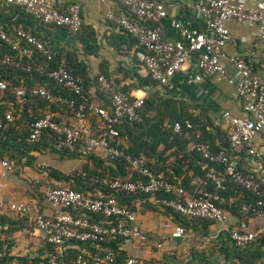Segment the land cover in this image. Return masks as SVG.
Here are the masks:
<instances>
[{"label": "built area", "instance_id": "2783aa9c", "mask_svg": "<svg viewBox=\"0 0 264 264\" xmlns=\"http://www.w3.org/2000/svg\"><path fill=\"white\" fill-rule=\"evenodd\" d=\"M7 5L22 9L42 25L62 27L75 35L81 29L80 7L70 5L66 12L55 7L54 0H4ZM195 17L203 25V31L193 33L177 22H172L178 39L167 40L161 29V22L166 16L164 5L156 0H125L122 13L107 14V19L115 28L131 37L134 41L132 56L142 65L150 79L159 85H168L174 76L195 57V73L189 75L188 81L203 82L213 76L226 78L227 83L235 90L237 98L246 113L245 118L230 117L227 140L229 151H213L209 145L196 143L192 150L209 166L204 178L197 184L204 191L186 192L181 186L169 181L163 174L153 173L147 165L144 155L132 157L120 149L121 143L116 140L119 132L115 128L122 122L132 123L140 119L144 98H131L118 89L111 81L101 76L99 88L108 102V109L94 103L83 90L82 81L76 78L71 70L59 65L49 68L54 56V47L50 41L42 40L35 34L22 28L7 31L0 22V42L7 45L17 54L16 67L25 72L45 74L57 86L72 92L79 100L54 96L40 85L31 88H20L15 91L21 100L28 96L38 97L60 108L59 120L50 113L33 122L29 129L27 142H35L45 136H53L57 150L66 149L80 157L99 154L105 160L124 158L129 164V178L111 179L105 177L101 183L114 192L149 196L151 202L159 208L169 210L182 217L203 219L214 223H224L227 213L224 210L225 199L222 195L229 184L240 190L253 194L255 204L241 203L239 212L249 217L262 220L260 227L249 231L246 222L229 231V240L234 248L244 249L258 238L264 236V152L251 147L253 137L264 131V79L243 58L232 55L228 62L236 74L230 77L221 64L226 58L223 48L230 40L226 23L234 21L248 27H256V38L264 42V2L243 0H200L193 7ZM39 54L44 63L34 61V54ZM1 65H12L11 56L0 55ZM11 84L0 81V97ZM15 108L8 104L3 123H11ZM98 123L97 134L91 121ZM174 133L181 131L180 124L168 125ZM190 129L189 123L185 124ZM113 140V141H112ZM245 149L248 155L259 162L256 170H244L238 159L230 151ZM13 171V164L0 162V179ZM135 177L133 181L131 178ZM131 179V180H130ZM196 183V182H195ZM212 186L214 191H209ZM45 203L56 211L55 214H44L31 203L11 202L0 199V209L16 216L32 215V225L38 233L42 245L54 246L61 254L66 247L74 244L79 251L72 264H112L115 253L107 245L122 238L127 242H138L144 245L148 238L155 241L157 249L162 244L156 241L155 235L146 236L136 226L137 214L142 208L130 209L119 203L115 194L99 193L93 197L64 186L46 188L43 192ZM230 203L233 202L231 198ZM100 220H93V216ZM166 229L167 226L165 225ZM186 230L182 225H174L169 232L173 240L183 239ZM93 249L94 255L89 251ZM140 258L131 256L125 264H139ZM14 264H32V259L18 261ZM39 264H65L56 257L50 256Z\"/></svg>", "mask_w": 264, "mask_h": 264}, {"label": "crops", "instance_id": "0c3cea01", "mask_svg": "<svg viewBox=\"0 0 264 264\" xmlns=\"http://www.w3.org/2000/svg\"><path fill=\"white\" fill-rule=\"evenodd\" d=\"M54 1L55 7L61 12H66L70 5H79L81 29L77 35H71L62 27L39 24L22 9L7 5L4 0H0V22L5 25L7 31L22 28L42 40L50 41L54 52L67 64L79 67V75H84L87 80H91L90 82L93 83L98 76H105L131 98L145 100L154 97L158 101L173 99L179 113L197 116L202 121H211L221 133L227 134L229 128V120L223 117L225 112H228L230 117H247L234 88L227 83L226 78L213 76L200 83L188 81L189 75L195 73V57H192L168 85L154 86L146 69L132 56V38L118 31L107 19L109 12L117 15L122 13L125 0ZM156 1L161 2L166 11L161 29L167 40L178 39L172 22L179 23L193 33L203 31L202 23L193 12V7L200 0ZM243 1L247 4L264 2ZM226 26L230 40L223 48L226 58L221 59L225 71L230 77L235 76L236 71L227 57L237 55L250 63L253 70L264 79V42L257 40L256 27H248L234 21L227 22ZM92 83L91 85L89 83L87 90L92 101L97 104L99 100L96 95L99 91ZM208 130L213 131L210 126ZM192 146L193 143H189L187 149L191 150ZM251 147L258 152H264V131L253 137ZM174 150H164L163 146H159L155 156L150 159L151 164L156 169H161V173L164 171L173 173L174 168L178 169V160L182 159L181 155L173 154ZM230 153L238 159L244 170H256L259 166L258 160L248 155L245 149ZM0 155V162L7 161L13 164V171L0 179V199L31 203L44 214H55L56 211L45 203L42 198L43 192L49 186L61 184L49 179L45 168L70 174L82 167L81 159L62 160L49 150L34 149L18 163L10 160L4 147H0ZM182 163L181 169L185 177L191 178L192 162L183 160ZM140 202L143 203L139 199L131 202L135 209L142 208L137 214L136 226L146 236H157L156 241L162 244V248L157 249L155 241L149 238L142 246H139L138 242H127L122 246L127 256H137L142 261L165 264H229L225 262V254L220 253V249L224 246L231 250L234 248L229 240V231L242 221L236 215L226 210L227 220L224 223H210L205 229L199 225L183 224L171 211L151 205V200L145 206ZM245 222L249 231L258 229L262 224V220L255 217H247ZM177 224H183L187 235L183 239L173 240L169 237V232ZM42 251L43 246L32 225V215L18 217L0 209V264L42 259Z\"/></svg>", "mask_w": 264, "mask_h": 264}, {"label": "trees", "instance_id": "16d2710c", "mask_svg": "<svg viewBox=\"0 0 264 264\" xmlns=\"http://www.w3.org/2000/svg\"><path fill=\"white\" fill-rule=\"evenodd\" d=\"M0 55H8L13 59L12 65L0 64V81L11 84V87H9L4 95L0 97V120L3 119V115L8 104H12L15 108L13 121L9 124L3 123V126L0 129V147L5 148L10 160L14 163H18L34 149H38L40 151L49 150L50 152L58 155L62 160L81 159V169L77 171L75 170L70 174L62 173L53 168H45V172L47 173L49 179H54L55 181L61 183L60 185L49 186L48 188L64 186L84 195H91L93 197H97L96 195L99 193H103L105 195L115 194L119 203L123 206L129 207L130 209H135L134 206L131 205V202L134 199L143 201V203H140L145 206L149 200H151L149 196L140 193L129 195L126 193L114 192L101 183V180L105 177L122 180L129 178L130 167L127 160L124 158L105 160L96 153L90 156L80 157L77 153L70 152L66 149L57 150L54 144L53 136H45L31 143L27 142L29 129L33 122L44 116L46 113L53 114L55 119L59 120V115H61L62 112H60V108L56 105L50 104L38 97L31 98L26 96L19 100L15 94L17 89L23 87L31 88L34 85H40L54 96H61L74 101L79 100V97L74 95L72 92L57 86L54 82L50 81L45 74L35 72L29 73L23 71L20 67H16L17 54L12 52L7 45L1 42ZM33 59L39 64L44 63V59L37 53L34 54ZM59 65H63L65 68L71 70L73 75L82 81L85 95L92 100L87 90L89 83L91 85L92 82H90L91 80H87L84 75H79V67L67 64L61 59V56L54 53L53 59L49 62L48 66L52 69ZM100 77L101 76H98L93 81L99 91L96 95L99 100L97 105L108 109V102L99 88ZM153 84L158 87L165 86L159 85L155 82H153ZM175 105L176 101L173 99H163L160 101L154 97L145 99L143 106L139 111L140 119L138 121L132 123L122 122L115 126L119 132V137L116 140L121 143L120 149L125 155H130L132 157H136L141 154L144 155L147 158L148 168L155 174L161 173L160 171H162L161 169H156L150 162V159L155 156L157 148L159 146H163L164 150L175 149L173 154L182 156V159H179L177 162L179 163L177 166L178 169L174 168L173 173L164 171L161 174H163L175 185L181 186L186 192L192 193L197 189V191L201 193L205 189L197 183L204 178L209 166L195 151L192 149L188 150L187 145L189 143H202L209 145L213 151H229L227 134L221 133L217 130L211 121H202L197 116L189 114L184 115L181 112L179 113L176 110ZM186 123L191 125L190 129H186ZM91 124L93 130H95V134H97L98 132L96 131L98 123L95 120H92ZM174 124H180L182 126L180 132L174 133L171 128L167 127L168 125L173 126ZM209 126L213 131L210 132L208 130ZM183 160H190L192 162L191 170L193 171V176L191 178L185 177L184 171L181 169ZM131 179L134 181L135 177H132ZM207 189L209 191H214L212 186H208ZM222 195L225 199V205L223 207L224 210H228L244 222L249 216L239 212V205L241 203L255 204L257 201V198L253 194L240 190L233 184H229L227 186V190L223 192ZM42 198L44 200V194L42 195ZM230 198L233 199L232 203L229 202ZM151 205H154L153 202H151ZM172 213L179 217L183 224L188 223L199 225L207 229L208 224L214 223L213 221L190 219L182 217L174 212ZM92 218L96 221L100 220V218L95 215ZM183 224L178 225L183 226ZM125 243L126 242L119 237L116 241L107 245V249L115 253V259L112 264H125L126 259L131 257L127 256L122 249V246ZM254 245L256 246L253 247ZM42 246L43 258L32 260V264H39L40 262L48 259L50 256L56 257L62 263L72 264L79 253L74 244H71L70 247H66L61 254H59L57 247L48 245ZM89 251L94 255L95 251L93 249H89ZM220 253L225 254V262L229 264H264V237L260 238L258 243L255 244V242H253L250 246L244 249L233 248L231 250L229 247L224 246V248L220 249ZM139 264L165 263L142 261L140 259Z\"/></svg>", "mask_w": 264, "mask_h": 264}]
</instances>
